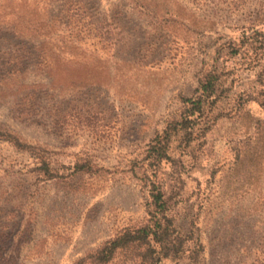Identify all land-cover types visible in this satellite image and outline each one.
Here are the masks:
<instances>
[{
  "label": "rangeland",
  "instance_id": "rangeland-1",
  "mask_svg": "<svg viewBox=\"0 0 264 264\" xmlns=\"http://www.w3.org/2000/svg\"><path fill=\"white\" fill-rule=\"evenodd\" d=\"M261 58L264 0H0V264H96L151 223L152 181L182 243L157 264H264ZM214 66L215 102L181 130Z\"/></svg>",
  "mask_w": 264,
  "mask_h": 264
},
{
  "label": "trees",
  "instance_id": "trees-1",
  "mask_svg": "<svg viewBox=\"0 0 264 264\" xmlns=\"http://www.w3.org/2000/svg\"><path fill=\"white\" fill-rule=\"evenodd\" d=\"M234 51H238L235 49ZM236 53V52H235ZM238 53V52H237ZM262 59V67L264 68V58ZM260 61V60H259ZM259 63V62H258ZM222 83L221 70L218 66H214L199 82L197 88L198 96L194 98H184L187 110L182 119L180 129L186 128L184 124L190 121L189 117H195L197 120L207 112V107L211 106L216 100L217 91ZM264 88V84L262 85ZM206 118V115L204 116ZM176 126L169 127L163 132L164 135L155 138L154 143L148 150V158L160 159L166 155L170 136L175 131ZM8 137L13 141V145L21 147L17 139L12 136ZM255 146V145H254ZM258 153L255 147L247 149L242 155L240 165L244 161L257 159ZM250 168V166H249ZM160 182H150L151 203L154 207L151 223L135 230H125L113 240L106 242L99 250H97L89 259H92L96 264H107L118 250L141 249L145 248L143 254L140 253L143 264H157L162 258L174 257L179 255L182 249V243L175 242L171 238V224L167 219V201L164 198ZM156 254V256H152ZM174 255V256H173Z\"/></svg>",
  "mask_w": 264,
  "mask_h": 264
}]
</instances>
